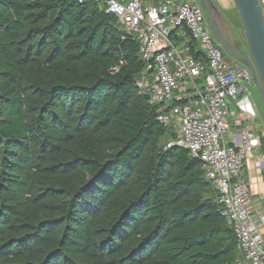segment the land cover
<instances>
[{
	"label": "trees",
	"instance_id": "1",
	"mask_svg": "<svg viewBox=\"0 0 264 264\" xmlns=\"http://www.w3.org/2000/svg\"><path fill=\"white\" fill-rule=\"evenodd\" d=\"M141 69L93 0H0V264L239 259L200 162L162 141Z\"/></svg>",
	"mask_w": 264,
	"mask_h": 264
},
{
	"label": "built area",
	"instance_id": "2",
	"mask_svg": "<svg viewBox=\"0 0 264 264\" xmlns=\"http://www.w3.org/2000/svg\"><path fill=\"white\" fill-rule=\"evenodd\" d=\"M93 1L137 42L138 90L157 106V120L175 128L177 136L167 146L174 143L200 162L231 228L239 253L235 264H264V195L255 197L243 178L249 157L264 169V125L255 122L257 110L249 100L248 86L255 87L251 70L224 49L199 0ZM259 2L264 13V0ZM233 105L241 121L236 132L227 121Z\"/></svg>",
	"mask_w": 264,
	"mask_h": 264
},
{
	"label": "water",
	"instance_id": "3",
	"mask_svg": "<svg viewBox=\"0 0 264 264\" xmlns=\"http://www.w3.org/2000/svg\"><path fill=\"white\" fill-rule=\"evenodd\" d=\"M207 22L227 53L252 72L255 89L264 111V13L259 0H232L243 30L245 52L226 34V21L214 0H199ZM149 99V94H145Z\"/></svg>",
	"mask_w": 264,
	"mask_h": 264
},
{
	"label": "rangeland",
	"instance_id": "4",
	"mask_svg": "<svg viewBox=\"0 0 264 264\" xmlns=\"http://www.w3.org/2000/svg\"><path fill=\"white\" fill-rule=\"evenodd\" d=\"M216 4L218 5L219 9L221 10L224 19L226 21V34L228 37H236L240 40V45L242 46V49L245 50V42L243 37V30L241 25L239 24V19L236 14V11L233 7L232 0H214ZM248 89L251 91V98L249 100L251 101V104L253 105L252 100L255 101L256 107H257V114L258 117L255 120V122L259 125H264V111L262 112L258 101V94L256 92V89L254 85H249ZM262 107V106H261ZM233 109V106L230 107V110ZM263 109V108H262ZM255 110V108H254ZM177 136L176 130L174 127H170L169 136L168 138H164L162 141H169L175 139ZM262 175L264 176V169H261Z\"/></svg>",
	"mask_w": 264,
	"mask_h": 264
},
{
	"label": "crops",
	"instance_id": "5",
	"mask_svg": "<svg viewBox=\"0 0 264 264\" xmlns=\"http://www.w3.org/2000/svg\"><path fill=\"white\" fill-rule=\"evenodd\" d=\"M144 3H157V0H142ZM177 1V0H175ZM175 35V34H174ZM173 35V36H174ZM252 99V98H251ZM256 110L255 101L252 100ZM258 111V110H257ZM238 115L236 114V107L233 105V109L230 110L228 116V125L229 129L233 132H236L240 128L241 121L238 120ZM228 141H231L230 136H228ZM243 178L247 182L255 197L259 194L264 195V176L262 175L261 169L256 165L254 157H249L246 161L245 168L243 171ZM257 194V195H256ZM258 206H261L260 201H256Z\"/></svg>",
	"mask_w": 264,
	"mask_h": 264
},
{
	"label": "flooded vegetation",
	"instance_id": "6",
	"mask_svg": "<svg viewBox=\"0 0 264 264\" xmlns=\"http://www.w3.org/2000/svg\"><path fill=\"white\" fill-rule=\"evenodd\" d=\"M237 44V43H236ZM238 45V44H237ZM241 52H245L246 50L242 49V46L239 44L238 46H236Z\"/></svg>",
	"mask_w": 264,
	"mask_h": 264
}]
</instances>
